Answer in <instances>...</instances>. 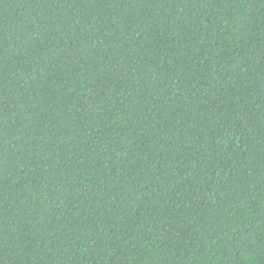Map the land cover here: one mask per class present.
<instances>
[{"label":"trees","instance_id":"trees-1","mask_svg":"<svg viewBox=\"0 0 264 264\" xmlns=\"http://www.w3.org/2000/svg\"><path fill=\"white\" fill-rule=\"evenodd\" d=\"M0 264H264V0H0Z\"/></svg>","mask_w":264,"mask_h":264}]
</instances>
